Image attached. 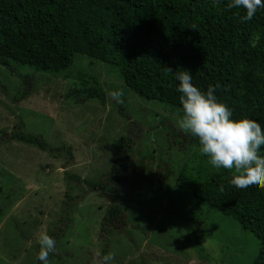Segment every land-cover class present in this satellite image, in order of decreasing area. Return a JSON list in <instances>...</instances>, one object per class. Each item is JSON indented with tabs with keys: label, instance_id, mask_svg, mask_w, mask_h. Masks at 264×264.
<instances>
[{
	"label": "rangeland",
	"instance_id": "1",
	"mask_svg": "<svg viewBox=\"0 0 264 264\" xmlns=\"http://www.w3.org/2000/svg\"><path fill=\"white\" fill-rule=\"evenodd\" d=\"M257 47L261 55L248 70ZM9 64L20 75L0 66V264H36L37 237L58 222L67 174L103 175L113 154L102 146L122 135L134 142L127 178L117 187L125 224L102 230L109 203L95 192L87 193L76 203L71 226L56 244L51 264H98L97 252L103 248L115 253V264L251 263L258 241L233 218L201 205L206 225L198 251L180 216L193 208L195 199L185 186L176 185L179 174L204 179L218 170L200 154L198 144L183 140L177 126L179 109L138 96L114 68L84 55L77 54L73 65L59 73L12 60ZM21 75L33 80L23 86ZM96 82L106 93L104 103H77L67 96L74 86ZM230 86L235 90L230 108L239 107L248 96L257 110L264 96V23L244 45ZM113 90L123 92L122 103L111 99ZM229 92L230 87L225 98ZM14 129L37 133L70 153L56 158L2 137Z\"/></svg>",
	"mask_w": 264,
	"mask_h": 264
},
{
	"label": "trees",
	"instance_id": "2",
	"mask_svg": "<svg viewBox=\"0 0 264 264\" xmlns=\"http://www.w3.org/2000/svg\"><path fill=\"white\" fill-rule=\"evenodd\" d=\"M262 23L264 9L244 23L227 9L225 2L218 4L214 0H0V66L20 75L10 66L12 60L38 71L59 73L73 65L77 54L84 55L114 68L124 85L138 96L173 106L180 112L175 74L187 69L193 83L201 89L217 86L216 95L230 108V93H235L230 83L243 47L254 28ZM260 55V48H255L248 70ZM21 77L23 86L33 80ZM67 96L77 103L87 99L104 103L106 99L97 82L84 88L74 86ZM247 98L243 105L239 104L241 107L230 108L234 118L247 116L264 126V96L256 111ZM3 135L56 158L70 153L69 148L52 145L41 135L23 129ZM181 135L189 144H198L191 135L182 131ZM133 143L131 136L122 135L102 146L113 154V159L100 177L67 174L62 210L57 224L48 231L56 244L71 226L76 203L90 192L109 203L102 230L125 224L117 187L125 182L130 170ZM232 175L231 171L220 169L204 179L189 180L182 171L176 185L186 187L195 205L180 212V216L198 251L202 250L206 225L201 205L233 218L258 241L250 264H264V188L237 189L230 183ZM196 224L202 226L196 228ZM38 251L39 245L36 255ZM53 255L52 252L50 260Z\"/></svg>",
	"mask_w": 264,
	"mask_h": 264
},
{
	"label": "clouds",
	"instance_id": "3",
	"mask_svg": "<svg viewBox=\"0 0 264 264\" xmlns=\"http://www.w3.org/2000/svg\"><path fill=\"white\" fill-rule=\"evenodd\" d=\"M214 2H225L227 9L234 11L244 23L251 21L259 9H264V0ZM175 80L178 81L176 91L180 94L182 106L177 119L179 129L198 140L200 154L208 157L213 168L233 173L232 186L240 190L264 188V126L247 117L234 118L232 110L216 95L217 86L201 89L193 83L189 70L177 72ZM109 96L117 103L123 102L122 91H110ZM37 243L36 261L38 264H51L50 254L55 250V239L45 230L39 233ZM97 256L98 264H115L113 252L98 251Z\"/></svg>",
	"mask_w": 264,
	"mask_h": 264
}]
</instances>
